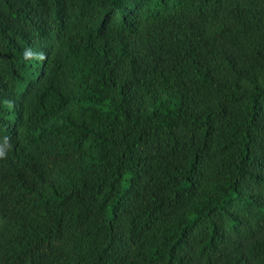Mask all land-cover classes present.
Segmentation results:
<instances>
[{"label": "trees", "instance_id": "16d2710c", "mask_svg": "<svg viewBox=\"0 0 264 264\" xmlns=\"http://www.w3.org/2000/svg\"><path fill=\"white\" fill-rule=\"evenodd\" d=\"M0 264H264V0H0Z\"/></svg>", "mask_w": 264, "mask_h": 264}]
</instances>
